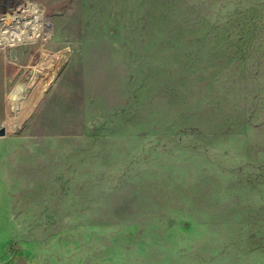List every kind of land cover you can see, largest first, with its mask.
Segmentation results:
<instances>
[{
	"label": "rangeland",
	"instance_id": "obj_1",
	"mask_svg": "<svg viewBox=\"0 0 264 264\" xmlns=\"http://www.w3.org/2000/svg\"><path fill=\"white\" fill-rule=\"evenodd\" d=\"M31 1L0 264H264V0Z\"/></svg>",
	"mask_w": 264,
	"mask_h": 264
},
{
	"label": "bare ground",
	"instance_id": "obj_2",
	"mask_svg": "<svg viewBox=\"0 0 264 264\" xmlns=\"http://www.w3.org/2000/svg\"><path fill=\"white\" fill-rule=\"evenodd\" d=\"M16 15L25 16V18L15 20ZM6 19L7 23L2 29V36L9 41L11 46L32 40L48 41L53 37L49 21H46L45 9L38 1H31L28 8L21 7L20 11L15 12L11 18L6 15ZM24 87L25 85L21 86V88Z\"/></svg>",
	"mask_w": 264,
	"mask_h": 264
},
{
	"label": "crops",
	"instance_id": "obj_3",
	"mask_svg": "<svg viewBox=\"0 0 264 264\" xmlns=\"http://www.w3.org/2000/svg\"><path fill=\"white\" fill-rule=\"evenodd\" d=\"M23 47L10 50L8 47L0 46V127L9 120L10 111L13 107L12 89L17 73H20L21 54Z\"/></svg>",
	"mask_w": 264,
	"mask_h": 264
},
{
	"label": "water",
	"instance_id": "obj_4",
	"mask_svg": "<svg viewBox=\"0 0 264 264\" xmlns=\"http://www.w3.org/2000/svg\"><path fill=\"white\" fill-rule=\"evenodd\" d=\"M6 2H7V0H5ZM6 133V128L5 127H3V128H1L0 129V136H3V134H5Z\"/></svg>",
	"mask_w": 264,
	"mask_h": 264
},
{
	"label": "flooded vegetation",
	"instance_id": "obj_5",
	"mask_svg": "<svg viewBox=\"0 0 264 264\" xmlns=\"http://www.w3.org/2000/svg\"><path fill=\"white\" fill-rule=\"evenodd\" d=\"M10 0H7V2H9ZM4 3V0H0V4Z\"/></svg>",
	"mask_w": 264,
	"mask_h": 264
}]
</instances>
